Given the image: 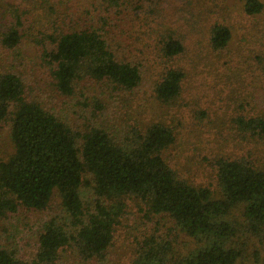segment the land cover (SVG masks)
<instances>
[{"label":"trees","instance_id":"1","mask_svg":"<svg viewBox=\"0 0 264 264\" xmlns=\"http://www.w3.org/2000/svg\"><path fill=\"white\" fill-rule=\"evenodd\" d=\"M84 1L74 10L25 0L0 21L8 59L0 66V129L12 147L0 159V221L44 213L55 200L62 212L43 221L30 259L0 245V264H63L68 250L80 264H109L120 237L126 264H238L250 244L264 243V36L232 49L225 23L208 27L203 52L236 78L213 89V104L232 106L211 115L186 99L191 38L207 12L200 0ZM242 10L264 14V0H244ZM148 87L163 110L183 118L189 106L196 126L226 122L215 135L218 154L202 157L209 184L193 185L182 172L176 128L145 120L137 95ZM62 106L73 120L57 113ZM226 134L233 153L223 151ZM180 234L195 242L187 253L176 249Z\"/></svg>","mask_w":264,"mask_h":264},{"label":"rangeland","instance_id":"2","mask_svg":"<svg viewBox=\"0 0 264 264\" xmlns=\"http://www.w3.org/2000/svg\"><path fill=\"white\" fill-rule=\"evenodd\" d=\"M51 1V0H49ZM60 1L59 8L64 7L77 10L82 4L85 3L84 0H57ZM89 1V0H86ZM199 0H196V3ZM203 4L202 9L207 12H203L201 21L197 23L198 27L193 33L191 45L189 47L192 53V60L187 63L188 69L187 79L185 81L186 85L189 86L186 90V99L192 102H197L200 105H206L210 110V114L213 115L220 110L223 104L225 107H231L232 103H225L222 100L216 101L215 104L211 102V93L213 89L219 91L224 88L225 85L219 83L221 80L226 82H231L236 79L235 73L230 76H224L220 73L223 68V62L219 61L217 57H210L208 53L203 52V43L201 39L204 38L208 27L213 23V21H220L225 23L231 30V48H239L245 39H251V37L256 36L257 38H263L264 36V14L256 16H247L243 10L242 6L244 0H200ZM25 0H0V21L6 22L10 20V13L13 11L14 7L12 4H16L19 8L20 5H24ZM58 3V2H56ZM53 4L52 2L44 3V7ZM85 7V6H84ZM33 18H36L38 14L42 12L40 10L35 11ZM46 13H49L47 11ZM37 22L35 24H40L43 18H36ZM259 26V27H258ZM135 27L131 28V32H135ZM259 31V34H258ZM262 33V34H261ZM199 42V43H198ZM264 43V40H262ZM264 45V44H263ZM200 47L199 50V61L193 60L194 51H198L196 47ZM7 56L1 54L0 48V66L6 62ZM8 60V59H7ZM5 65V64H4ZM231 66V64H230ZM238 71V69L236 70ZM209 74H212L209 76ZM36 79L40 80L43 77L42 74H34ZM41 81V80H40ZM149 85V84H147ZM46 96L44 102L50 97V91L43 85V91ZM42 95V94H41ZM264 95V85L259 86V97ZM216 99L218 96L212 95ZM52 97V96H51ZM231 100V97H229ZM56 105V102L54 103ZM137 104L144 106V111L146 110V119H163L167 123L171 124L176 128L177 142L174 146V150L182 152L180 155L179 163L182 167V172L186 175L189 182L193 185H207V168L204 163V159L207 158L209 154L211 156L218 154V146L220 138H215V135L222 129H225L226 122H219L217 127L214 125L211 129L203 128V124L194 125L190 120L189 106L187 108H181L184 115L183 118L179 117L173 112H168L166 109L163 110L159 107V104L155 101L151 89L143 88L139 91L137 95ZM129 109V108H128ZM57 113L66 119L73 120L75 115L73 111H69L66 106L58 108ZM68 111V113H67ZM220 113L221 112L220 110ZM67 114V115H65ZM132 115L134 113L132 112ZM224 125V126H223ZM220 132V133H221ZM222 134H225L222 132ZM230 135H223L225 139H228ZM234 140L229 138L227 142H223L224 149L227 151L230 149L231 153L235 151ZM258 148V147H257ZM259 151V150H258ZM12 153V147L10 145V140L6 131L0 129V159H7ZM259 155V152H258ZM204 159H203V158ZM263 159V156L260 155ZM206 161V160H205ZM207 163V161H206ZM52 202L51 207L44 213L36 212H18V214L10 215L5 219L0 221V245L2 246H17L20 251V256L24 259H30V252L32 250V245L34 244L36 234L41 230L43 221H45L49 216L62 215L61 209ZM170 224L167 225L169 227ZM118 233H121L122 227L119 228ZM120 235V234H119ZM123 237H120V243L115 245L112 253L109 256V264H126L125 257L129 256V248L123 243ZM195 247V242L192 238L186 237L182 234L178 235L176 241V249L181 253H187L189 250ZM257 253V255H255ZM244 258L238 264H264V243H252L250 244L243 256ZM63 264H80L75 260L72 251L68 250L62 254ZM95 264V263H89Z\"/></svg>","mask_w":264,"mask_h":264}]
</instances>
